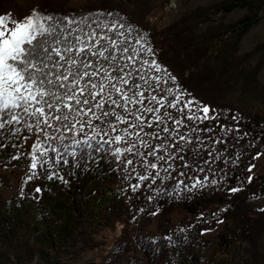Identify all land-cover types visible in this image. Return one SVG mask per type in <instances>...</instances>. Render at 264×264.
Instances as JSON below:
<instances>
[{
  "label": "trees",
  "instance_id": "1",
  "mask_svg": "<svg viewBox=\"0 0 264 264\" xmlns=\"http://www.w3.org/2000/svg\"><path fill=\"white\" fill-rule=\"evenodd\" d=\"M257 1L221 0L214 8L229 11L237 6L247 7L250 11L239 20L245 31L252 23V13L257 12ZM56 2L42 0L31 11V14L35 10L54 18L43 21L55 28L53 35L48 37L53 48H66L76 34L103 25L116 24L118 32H131L130 38L134 40L154 41L158 35L157 31L133 22L112 0H99L78 7L57 5ZM7 14L16 18L13 10L0 16ZM65 17L73 23L69 24ZM179 31L170 30L174 38L165 52L180 54ZM57 39L62 43H56ZM128 40L129 36L121 42L118 40L119 48L125 49ZM203 52L204 48H201L195 57L178 61L181 79L177 86L187 93L197 89L194 83L197 72L191 70L185 75V70L193 68ZM51 55L52 61L48 62L45 72L57 71L54 64L59 57L55 52ZM60 63L63 65L60 71L67 68L66 63ZM114 65L118 68L116 63ZM136 73L144 74L134 68L130 72L132 75ZM138 79L135 77L134 83ZM170 80L166 79L164 83L152 79L153 84L149 85L152 95L163 101V106L164 101L168 103L171 118L180 121L171 128L166 145L171 144L172 151L178 149L181 156H172L167 170L170 172L185 165L197 168L202 172L201 178L207 179L204 184L191 186L186 180L179 184L178 179L162 178L151 136L144 138L142 132L131 126L136 123L132 116L125 115L124 109L112 104L110 99L96 97L92 100L88 96L90 105L70 102L74 108L87 110L93 107L88 115L76 117V120L85 122L83 127L76 120H52L51 116L59 113L45 109L54 127L41 123L37 128L39 114L33 117L30 113L43 104L36 102L31 103L27 113L23 102L20 107L0 109V124L4 125L0 128V169L5 165L25 168L16 194L10 197L4 194L9 180L0 172V264H28L36 255L44 264H62L61 259L68 252L79 254L81 249L94 246L96 233L105 224L113 226L116 221L125 224L108 252L105 264H203L198 241L211 242L202 236L203 224L186 226L185 229L174 226L164 229V219L170 221L171 212L180 208L193 213L205 209L208 211L201 221L212 219L215 223L211 209L214 204L227 206V215H233L234 233L239 237L253 241L260 235L264 229V207L258 208L253 192L258 186L264 187V173L250 177L249 167L255 155L264 151V119L242 112L235 114L234 108L227 105L221 106L220 119L217 120H208L200 113L190 116L183 106H169V102L174 104L175 95ZM64 90L59 89L60 92ZM144 90L147 92L146 88ZM98 101H107L103 109L94 107ZM103 112L109 115L103 116ZM113 113L125 117L127 123L117 121ZM96 116L101 119L97 120ZM89 120L91 127L87 123ZM32 133L36 137L29 148L22 147L24 137ZM117 135L123 137L119 142L115 140ZM38 144L37 150L34 146ZM129 148L131 151H127ZM208 153L214 155L213 158ZM33 156L38 158L35 169L31 166ZM129 160L131 164L127 163ZM152 164L156 167H151ZM141 176L146 179H140ZM239 177H243L245 185L233 192L231 189L238 187ZM214 179L218 182H213ZM157 208L161 209L162 231L159 234L144 233L142 227L132 226V222H139L142 216L149 220ZM223 239L227 245L226 236L223 235ZM211 260L212 264L227 262L223 258L217 260L213 257Z\"/></svg>",
  "mask_w": 264,
  "mask_h": 264
},
{
  "label": "rangeland",
  "instance_id": "2",
  "mask_svg": "<svg viewBox=\"0 0 264 264\" xmlns=\"http://www.w3.org/2000/svg\"><path fill=\"white\" fill-rule=\"evenodd\" d=\"M40 1L42 0H0V14L13 10L16 16L15 20L21 21L31 14L33 7ZM98 1L57 0L56 4L78 7ZM112 1L125 11L133 22L139 23L151 31H157L156 39L154 41L134 40L130 38L131 32H118L116 24L103 25L76 34L75 39L69 42V44L75 45L73 52H65L63 47L61 53L66 57L71 55L78 63L80 60H84V62H90L93 65V67L82 69V71H98V74L91 80L97 84L103 83L105 90L97 98L118 99L121 104H124L125 101L111 87L112 84H115L117 87H122L127 95L133 97L134 100H143V103H128L126 105L131 114L121 109L125 115L132 116V119L136 121L133 124L135 126H131L142 132L144 138L151 136L155 145L154 157L159 165L162 178L178 179L179 184L186 180L191 186L204 184L207 179L206 177L201 178L202 172L197 168L185 165L173 168L170 172L167 170L171 157L181 156L178 149L175 152L172 151L171 144L166 145L170 131L172 132L178 120L175 117L171 118V112L167 109L168 103L164 101L163 106V101L158 100L157 97L156 100L151 99L154 95H152L149 85L153 84L152 79L164 83L166 79H171L169 84L172 90H175L173 97L175 108L183 106L190 116L200 113L208 120H217L220 119L221 106L227 105L234 108L235 114L242 112L264 119V0L256 2L257 12L252 13V23L245 31L240 27L239 20L250 10L242 6H237L229 11L216 10L214 6L221 0ZM7 23L8 27L13 26L10 22ZM168 29L180 30L181 35L178 38L180 54L174 55L164 51L165 48H169L171 40L174 38L173 33H170ZM77 36L81 38L83 44L77 41ZM128 36L129 40L126 41L127 47H125L128 51H123L118 46V40L121 42V39L126 40ZM82 46H86V51L82 55H77L76 50ZM201 48H204V52L201 53L194 67L185 70V75L191 70L197 72L194 78L197 89L193 93H187L177 86V81L181 79L180 62L178 61L186 57H195ZM105 49L108 51H105V55L115 57V59L106 61L103 57L92 54ZM56 60L59 59L56 58ZM114 63L118 65V68ZM132 65L134 69L142 70L144 74L142 76L138 73L130 74L133 69ZM101 66L103 67L101 68ZM157 66H159V70H157ZM69 67L67 64V68ZM67 68L64 67L63 71ZM104 69L107 70L109 76L123 77L128 80V84H123L119 79L109 81L105 78ZM135 77L140 78L135 81L136 83H134ZM87 80L86 77L84 81H81L79 87H83ZM136 85L140 87H136ZM144 88L147 89V92ZM78 90L79 88H77V92ZM93 91H98V89H93ZM139 92L144 93L143 97L134 95ZM205 106L210 109L207 114L202 111ZM146 108H153L154 111L148 112L145 110ZM165 128L168 130L165 131ZM150 132L151 134H149ZM174 135H177L176 132ZM35 137L34 133L26 135L21 144L22 147L28 149ZM201 155L204 154L201 152ZM208 155L210 158L214 156L210 153ZM159 157H163V159H159ZM183 168H185L184 171ZM249 171L250 177L264 173V151L255 155ZM0 172L9 180V186L4 190L5 196L15 195L25 168L5 165L0 169ZM213 182L218 181L214 179ZM237 183L239 185L236 189L244 187L243 177H239ZM253 196L259 205L258 208H263L264 187L258 186L253 192ZM211 209L212 215L216 218L215 223L212 222V219L207 222L201 221L208 210L201 209L199 213H193L180 208L171 212L170 221L164 219V229L170 226L185 229L186 226L191 227L202 223L204 227L202 236L211 240L210 244L198 241L203 264H212L213 257L217 260L223 258L228 264H248L247 260H249V264H264V229H261L260 235H257L253 241L243 239L234 233V217L227 215V206L214 204ZM160 222L161 209L157 208L149 220L142 216L139 222L133 221L132 226L142 227L144 233L159 234L162 231ZM124 224L122 221H116L113 226L105 224L96 233L97 243L94 246L81 249L79 254L68 252L61 259L62 264H105V258L115 241L120 237ZM223 235L229 242L227 245L224 243ZM28 264H44V262L36 255Z\"/></svg>",
  "mask_w": 264,
  "mask_h": 264
},
{
  "label": "snow or ice",
  "instance_id": "3",
  "mask_svg": "<svg viewBox=\"0 0 264 264\" xmlns=\"http://www.w3.org/2000/svg\"><path fill=\"white\" fill-rule=\"evenodd\" d=\"M53 19V17L43 16L35 10L31 15L21 21L12 19L11 14L0 16V109H7L9 106L20 107V102H23V105H25L24 111L27 113L29 112L32 102L43 104V107H37L30 113L33 117L39 114V118H37L35 124L37 128H39L41 123L48 127H54L48 118L49 112L45 109L50 110L52 113H59L53 114L51 119L61 122L76 120V117L81 114L88 115V113L93 111L92 106L85 110L83 108H74L73 104L70 102L74 101L76 105H90L91 101L87 97L90 96L92 100H95L96 97L104 93L105 90V85L103 83L97 84L91 80L92 77L98 74V71H82V69L93 67L90 62L86 63L84 60H80L78 63L71 55L67 57L64 56L60 48H53L50 46L48 37L53 35L55 28L53 25H46L43 21H52ZM64 19L68 20L69 24L73 23V21L69 20L67 17ZM7 22H10L13 26L8 27ZM76 39L83 44L79 36H77ZM56 43L59 44L62 43V41L57 39ZM74 48L75 45L69 44L64 48V51L71 53ZM85 51L86 46H82L76 50V53L77 55H82ZM105 51L106 49L99 53L92 54L99 55L106 61L115 59V57L106 56ZM123 51H128V49L125 48ZM52 52H55L56 56L59 57V60L54 64L57 71L52 72L49 70L45 72L44 69L48 68V62L52 61ZM60 61H64L70 67L65 71H60L59 69L63 67ZM102 67L103 66H101V68ZM157 70H159V66H157ZM104 73L105 78L109 81L119 79L123 84H128V80L123 79V77L118 78L109 76L106 69H104ZM86 77L88 80L84 83V86L79 87L81 81H84ZM173 79L175 78L173 77ZM111 87L114 88L120 98L125 101L124 104H121L118 99H112L111 103L117 107L123 108L125 112L131 114L130 109L126 107L128 103H143V100L137 101L134 100L133 97L128 96L127 92H125L122 87H117L115 84H112ZM136 87L140 86L136 85ZM77 88H79L78 92L76 91ZM59 89L65 90L60 92ZM93 89H98V91H93ZM85 94H87V96ZM108 95H110V93H108ZM134 95L143 97L144 93L139 92ZM81 97L85 98L81 100ZM151 99L156 100V97L153 96ZM65 100L69 103H65ZM106 102L107 101L104 103ZM104 103L98 101L94 107L103 109ZM61 105L63 109H67L68 111L64 112ZM169 106L175 107V104L169 102ZM145 110L148 112L154 111L153 108H146ZM202 111L207 114L210 109L205 106ZM72 113H75V115H70ZM113 114L117 121L127 123V119L119 113ZM102 115L108 116L109 113L103 112ZM95 118L97 120L101 119L100 116H96ZM13 119L15 120L16 117L13 116ZM137 119L140 118L137 117ZM189 119H191V117H189ZM76 122L80 123L81 127H83L85 123L83 120H76ZM87 123L89 127L92 126L91 120L87 121ZM176 123L179 124L180 121H176ZM3 126V124H0V128ZM65 126L68 127L67 124ZM71 127H75V124H71ZM40 130L44 131V129ZM164 130L167 131L168 129L165 128ZM45 135L47 136L46 132ZM52 138L55 139V137ZM122 139L123 137L119 135L115 137L117 142ZM34 147L38 150L40 145L38 144ZM119 151L120 150L117 149V152ZM127 151H131V149L129 148ZM41 154L43 155V153ZM159 159H163V157H159ZM37 160L38 158L33 156L31 165L33 169L37 167ZM127 163L131 164L132 161L129 160ZM151 167L155 168L156 165L152 164ZM140 179H146V177L141 176ZM36 191L39 192L40 189L37 188ZM231 191L235 192L238 191V189H231Z\"/></svg>",
  "mask_w": 264,
  "mask_h": 264
}]
</instances>
